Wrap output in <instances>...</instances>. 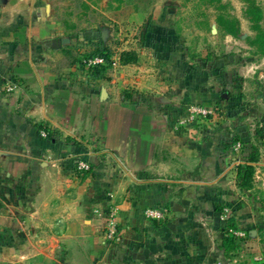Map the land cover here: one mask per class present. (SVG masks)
Segmentation results:
<instances>
[{
    "label": "crops",
    "instance_id": "obj_1",
    "mask_svg": "<svg viewBox=\"0 0 264 264\" xmlns=\"http://www.w3.org/2000/svg\"><path fill=\"white\" fill-rule=\"evenodd\" d=\"M107 2L115 9L120 6L117 0H1L0 194L25 221L17 226L15 219L1 213V229L7 227L9 237L16 240L7 248L2 264H236L233 253L230 261L222 259L218 243L222 233L214 225L217 213L207 208L212 226L204 227L201 208L209 202L234 203L231 189L240 164L220 160L212 133L209 136L198 126L209 121L197 118L182 125L186 117L167 109L172 101L175 106L202 99L217 104L221 102L219 86L210 89L201 81L193 86L186 81L190 76L177 66L166 72L173 82L162 78L148 83L152 77L138 68L133 83L149 95L137 104H143L147 114L125 120L119 115L121 108L106 115L110 92L102 90L101 83L80 87L62 76L78 69L71 62L66 68L58 66V59L65 61L71 51L81 53L72 44L73 30L93 27L90 14L103 13ZM96 14L101 21L103 17ZM86 34L77 41L104 37L100 32ZM7 84H12L14 93L6 91ZM119 102L117 94L112 103L121 106ZM16 109H21L20 116ZM32 121H44L65 134L93 132L97 139H104L100 151L89 155L97 162V177H83L86 172L82 178L76 175L68 156L57 162L56 149L36 138ZM213 121H218L217 115ZM122 125L127 127L121 130ZM13 137L16 162L11 163ZM22 138L35 145L25 158L19 157ZM111 158L117 164L115 175L107 180L104 169ZM261 167L257 185L264 187ZM16 185L19 192L14 197L10 191ZM94 193L112 196L127 227L121 246L129 254L119 250L111 263L97 237V221L89 212ZM151 209L161 210L163 218H148L146 212Z\"/></svg>",
    "mask_w": 264,
    "mask_h": 264
},
{
    "label": "rangeland",
    "instance_id": "obj_2",
    "mask_svg": "<svg viewBox=\"0 0 264 264\" xmlns=\"http://www.w3.org/2000/svg\"><path fill=\"white\" fill-rule=\"evenodd\" d=\"M117 1H120V6L116 9L107 2L103 13L95 11L90 14L93 27H76L73 30L72 44H77L84 53L75 55V52L71 51L65 61L58 59V66L66 68L73 60V56H76L82 62L81 69H77L74 73L66 72L62 76L68 82L77 83L80 87L101 83L99 87L102 90L105 88V92L107 90L110 92V98L106 99L104 106L106 115H113L114 111L121 108L119 115L125 120L133 115L145 117L143 114H147V108L145 110L143 104H137L148 94L133 83L135 75L140 72L138 68L144 70L143 74L152 77L148 83L162 78L173 82L171 78L166 77V72L173 71L176 66L179 70L185 66V73L190 76L186 79L189 84L194 86L201 81V85L210 89L219 86L221 102L217 104L202 99L200 103L184 101L182 105L175 106L172 101L173 104H168L167 109L182 117H187L188 109L192 106L211 110L213 112L211 115L198 118L209 121V124L198 126L209 133V136L212 133L218 157L223 163L230 161L242 165L250 154H255L258 158V161L252 164L254 172L251 187L239 188L236 177L231 189L234 193V203L229 205L221 203L216 206L209 202L204 203L201 208L204 227L212 226V217L208 214L207 208L211 207L212 212L217 211L219 206L222 208L217 216L223 220L232 219L229 234L238 239L244 248L247 246L244 252L240 250L233 252L236 256V264H242L241 260H245L243 264H255L256 258L264 257V187L257 185L261 166L264 165V0ZM96 13L103 17L101 21ZM87 31L100 32L104 35L103 40L110 56L109 63L103 60V65L108 66L104 79L95 81L91 76L92 64L82 61L86 60L84 57L92 51V48H88L89 45L85 44V41L77 40L80 35L88 36ZM91 42L93 41L90 40ZM189 87L187 85V88ZM117 94L120 96L121 106L112 103L117 98ZM132 108L139 112L127 111L133 110ZM96 109L94 106L93 110ZM16 110L20 116L21 109ZM110 111L112 113H109ZM215 115L218 118L216 122L213 121ZM18 121L16 118L15 125L19 124ZM30 125L34 128L38 140L46 142L49 149H56L57 162L62 163L67 156V161L71 162L86 160L90 166L89 174L83 175L85 172L81 173L71 163L74 173L79 177L82 175L97 177L95 176L97 162L94 163L89 156L92 152H99V147H103L104 139H97V133L76 131L65 134L58 128L50 127L44 121H32ZM126 127L122 125L121 130ZM23 141L24 143L20 141L18 145L21 152L19 157L25 158L29 148L32 150L35 145L31 140L23 139ZM10 150L9 159L11 163L16 162L13 161L15 160L14 137L11 140ZM115 164L117 160L111 158V162L105 165L107 180L115 175ZM29 177H32L31 173ZM17 189H19L18 185L10 191L14 197L19 192ZM109 200V193L104 197L101 193H94V198L93 196L90 198L89 212L97 221V237L111 263L112 260H116L119 250H124L128 254L129 252L125 247L122 248L125 244L127 227L125 228L120 221L118 212L114 218L116 233L111 235L112 220L108 209L111 207L117 210V207ZM2 212H5L12 221L15 219L17 226L24 225L23 216L20 217L14 206L3 200L0 194V216ZM1 228L0 264L3 261L2 257L7 253V248H12L13 243L16 242L14 236L9 237L7 227ZM218 240L221 245L222 234H218ZM232 256L224 254L222 259L230 261Z\"/></svg>",
    "mask_w": 264,
    "mask_h": 264
},
{
    "label": "trees",
    "instance_id": "obj_3",
    "mask_svg": "<svg viewBox=\"0 0 264 264\" xmlns=\"http://www.w3.org/2000/svg\"><path fill=\"white\" fill-rule=\"evenodd\" d=\"M88 46V48H92V51L88 54H86V56L84 58H86V60H82L85 62H89L90 60H94L96 58H101L103 60L106 61V63L110 62V56L109 53L106 48V44L102 38V36H100L97 40L93 41V42H87L85 43ZM87 49V46L85 47ZM84 53V52H83ZM81 52L80 55L83 54ZM86 53V52H85ZM82 58V56L80 57ZM73 60L71 61V65L78 67V69H81V64L82 62L79 61L80 59L77 58L76 56H73L72 58ZM91 76L93 77V79L96 80H100V79H104V74L107 71L108 66L103 65V64H95V65H91ZM185 66L182 67L181 70H179L177 68V70L181 71L182 74L185 73ZM90 70V69H89ZM179 77V76H178ZM220 91V88H217ZM230 90V88H227V90ZM53 137V136H51ZM258 158L256 157L255 154H250L249 158H247V161L242 164L239 165L237 167V184L239 185V188L243 189V188H249L251 187V180H252V175L254 172V168L252 166L253 163L257 162ZM82 162L81 160L79 161H74L71 162L74 166H77L78 163ZM86 162V160H85ZM88 173V171L86 172ZM222 208L217 209V211H215L216 213L221 212ZM232 219H227V220H223L220 216H217L215 218V226L218 229V231L220 233H222V242H221V249L223 250L224 254L226 256H230L231 253L238 251L239 249H241L242 247H244V245H242V243L234 238L232 235L229 234L230 231V225L232 224Z\"/></svg>",
    "mask_w": 264,
    "mask_h": 264
},
{
    "label": "built area",
    "instance_id": "obj_4",
    "mask_svg": "<svg viewBox=\"0 0 264 264\" xmlns=\"http://www.w3.org/2000/svg\"><path fill=\"white\" fill-rule=\"evenodd\" d=\"M90 64L95 65V64H103V59L101 58H96L94 60H90L89 61ZM14 90L12 84H7L6 86V91L8 93H11ZM213 112L211 110H208L206 108H203L201 106H192L189 107L188 109V114L187 117L184 119V121L181 122L182 125L184 124H189L192 122H195V120L197 118H201V117H207L208 115H211ZM47 135V133H45V136ZM77 170H79L81 173L82 172H86L90 169V166L87 162H80L77 164V166H75ZM112 197V196H110ZM109 212V216L111 218V223H110V228H111V235H115L116 233V228H115V223H114V218L117 214V210H115L114 208H109L108 209ZM146 216L150 219H162L163 218V212L161 210H155V209H151V210H147L146 212ZM256 262L257 264H264V258L259 257L256 258Z\"/></svg>",
    "mask_w": 264,
    "mask_h": 264
},
{
    "label": "water",
    "instance_id": "obj_5",
    "mask_svg": "<svg viewBox=\"0 0 264 264\" xmlns=\"http://www.w3.org/2000/svg\"><path fill=\"white\" fill-rule=\"evenodd\" d=\"M0 3H1V0H0Z\"/></svg>",
    "mask_w": 264,
    "mask_h": 264
}]
</instances>
